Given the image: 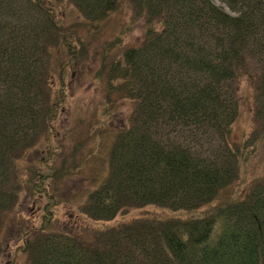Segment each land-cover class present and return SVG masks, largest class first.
Masks as SVG:
<instances>
[{
    "label": "trees",
    "instance_id": "16d2710c",
    "mask_svg": "<svg viewBox=\"0 0 264 264\" xmlns=\"http://www.w3.org/2000/svg\"><path fill=\"white\" fill-rule=\"evenodd\" d=\"M63 1L0 0V255L25 181L46 193V182L66 173L42 175L28 162L56 115L53 51L69 41L58 27ZM69 1L93 25L127 1L148 25L121 58L108 62L105 54L109 94L134 108L83 214L93 221L145 207L192 214L220 202L190 218L137 220L92 238L23 227L28 264H264V172L244 195L220 200L246 162L264 157V0ZM243 78L254 89L253 127L236 141Z\"/></svg>",
    "mask_w": 264,
    "mask_h": 264
},
{
    "label": "rangeland",
    "instance_id": "374dc122",
    "mask_svg": "<svg viewBox=\"0 0 264 264\" xmlns=\"http://www.w3.org/2000/svg\"><path fill=\"white\" fill-rule=\"evenodd\" d=\"M215 2L223 6L218 0ZM57 9L58 27L69 41H65L67 47L63 42L53 51L50 83L56 115L49 131L34 146L28 162L42 175L55 169H64L66 173L57 181L48 180L46 193L42 189L31 191L25 181L19 204L7 220L3 235L6 252L0 255V264H28L23 227L31 231L43 226L48 232L73 229L92 238L97 232L137 220L190 218L208 212L220 202L217 200L192 214L172 213L157 207L130 209L111 221H93L83 214L88 195L107 177L110 150L134 108L129 99L116 91L109 94L106 74L101 73L105 54L109 52L108 62L121 58L126 49L143 41L148 25L136 18L127 1L94 25L85 21L69 0L61 2ZM156 28L161 30V25L157 24ZM238 93L241 114L233 127L236 141L247 136L253 127L254 89L247 78L238 83ZM26 165L23 162L18 165L22 173H26L22 168ZM262 172L263 156L246 162L238 181L221 194L220 200L244 195L250 182ZM50 215L52 220L46 226Z\"/></svg>",
    "mask_w": 264,
    "mask_h": 264
}]
</instances>
